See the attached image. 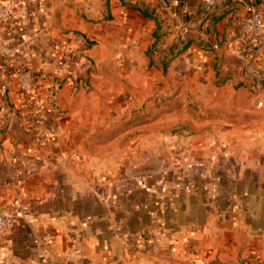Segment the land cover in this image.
Here are the masks:
<instances>
[{
    "label": "crops",
    "instance_id": "0c3cea01",
    "mask_svg": "<svg viewBox=\"0 0 264 264\" xmlns=\"http://www.w3.org/2000/svg\"><path fill=\"white\" fill-rule=\"evenodd\" d=\"M155 2L17 0L0 24V264H264V25L243 34L245 0ZM153 95L161 119L130 120Z\"/></svg>",
    "mask_w": 264,
    "mask_h": 264
},
{
    "label": "built area",
    "instance_id": "2783aa9c",
    "mask_svg": "<svg viewBox=\"0 0 264 264\" xmlns=\"http://www.w3.org/2000/svg\"><path fill=\"white\" fill-rule=\"evenodd\" d=\"M160 6H168V0H155ZM17 5V0H7L3 4H0V24L11 27L15 20L14 9ZM257 0H245V19L242 23L243 34L258 37L261 34L264 22L261 19L260 15L256 9ZM261 50V46L256 43H252L249 49L245 54H240L246 60L245 66L248 67L251 61L256 57L257 53ZM58 55L57 60L65 61L70 60L68 56V50L65 46H59L57 49ZM14 60L8 63V67L14 70V73L19 77V89L23 93L29 94L32 89V80L30 74L24 69L23 60L24 55L20 51H16L14 55ZM78 55H75L74 58H77ZM70 58V59H69ZM73 59V57H72ZM69 74L63 79L71 84H86V79L76 72V70L69 66ZM257 106H261V103H258ZM47 110L45 112H40L37 115V119L41 122H44L47 119ZM13 218L5 210L0 208V236H2L12 225Z\"/></svg>",
    "mask_w": 264,
    "mask_h": 264
},
{
    "label": "rangeland",
    "instance_id": "374dc122",
    "mask_svg": "<svg viewBox=\"0 0 264 264\" xmlns=\"http://www.w3.org/2000/svg\"><path fill=\"white\" fill-rule=\"evenodd\" d=\"M128 1H126L125 3H127ZM157 5H159L157 2H155ZM169 58L170 56L169 55H166L164 57V60H162V65L161 67L163 68V70H165V67H166V64L168 63L169 61ZM166 75H162V77H155L156 81H155V87H158V88H176V87H183V86H189L190 85V82L186 85V83H181L180 81H177V80H167L165 79ZM168 97L166 96H160V95H153L150 97V99L146 100V104L148 105H151V111L149 112H144V107H141L139 110L137 111H134L130 114L129 116V119H134L135 121L137 122H142L144 120H152V122H157L159 119H161V113L159 112V106L161 104H165L166 103V100H167ZM168 100H171V99H168ZM131 102L133 103H137V101L135 102L134 100H131ZM175 103V102H174ZM185 103L186 105H191L192 103V100H191V97H186L185 101L183 102ZM197 103V102H195ZM182 109H180V113L179 115H189L190 116V113L188 111H185V109H183L184 111H181ZM188 110V109H187ZM175 112V111H174ZM174 112H171L173 113V117L172 119H175L176 117V113ZM170 112H168V114H171ZM127 118V117H125ZM163 129H160L159 125L158 124H153V128H152V134H153V144L152 146L154 148L158 147L159 146V143H158V140L155 141V139L157 138V136L159 135V132L162 131ZM169 131H172V132H175L176 131V128H172V129H168ZM157 161H153L152 163L153 164H156Z\"/></svg>",
    "mask_w": 264,
    "mask_h": 264
},
{
    "label": "water",
    "instance_id": "95a60500",
    "mask_svg": "<svg viewBox=\"0 0 264 264\" xmlns=\"http://www.w3.org/2000/svg\"><path fill=\"white\" fill-rule=\"evenodd\" d=\"M240 66H241V67H245V63L240 62Z\"/></svg>",
    "mask_w": 264,
    "mask_h": 264
}]
</instances>
